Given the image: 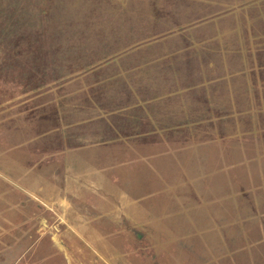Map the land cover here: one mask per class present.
Returning a JSON list of instances; mask_svg holds the SVG:
<instances>
[{"label": "rangeland", "instance_id": "1", "mask_svg": "<svg viewBox=\"0 0 264 264\" xmlns=\"http://www.w3.org/2000/svg\"><path fill=\"white\" fill-rule=\"evenodd\" d=\"M0 264H264V0H0Z\"/></svg>", "mask_w": 264, "mask_h": 264}]
</instances>
